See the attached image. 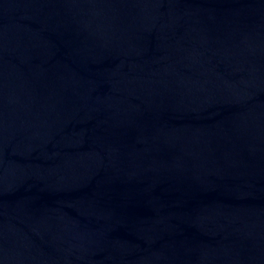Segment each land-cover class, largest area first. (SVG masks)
Here are the masks:
<instances>
[{
    "label": "water",
    "instance_id": "obj_1",
    "mask_svg": "<svg viewBox=\"0 0 264 264\" xmlns=\"http://www.w3.org/2000/svg\"><path fill=\"white\" fill-rule=\"evenodd\" d=\"M0 264H264V0H0Z\"/></svg>",
    "mask_w": 264,
    "mask_h": 264
}]
</instances>
